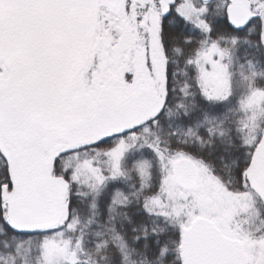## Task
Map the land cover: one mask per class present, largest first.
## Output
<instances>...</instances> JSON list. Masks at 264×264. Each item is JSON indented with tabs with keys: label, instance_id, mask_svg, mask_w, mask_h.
Listing matches in <instances>:
<instances>
[{
	"label": "snow or ice",
	"instance_id": "1",
	"mask_svg": "<svg viewBox=\"0 0 264 264\" xmlns=\"http://www.w3.org/2000/svg\"><path fill=\"white\" fill-rule=\"evenodd\" d=\"M0 264H264V0H0Z\"/></svg>",
	"mask_w": 264,
	"mask_h": 264
}]
</instances>
